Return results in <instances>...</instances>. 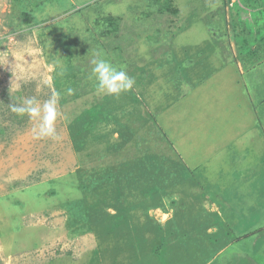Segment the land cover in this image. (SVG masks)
Segmentation results:
<instances>
[{
    "label": "rangeland",
    "instance_id": "1",
    "mask_svg": "<svg viewBox=\"0 0 264 264\" xmlns=\"http://www.w3.org/2000/svg\"><path fill=\"white\" fill-rule=\"evenodd\" d=\"M258 4L0 0V264H264V203L259 189L249 188L264 184L262 175L252 176L262 173L258 159L248 180L234 179L227 190L232 200L222 191L209 194L220 186L206 188L207 179L195 171L192 182L184 179L162 158L176 155L154 113L163 99L177 98L173 88L184 94L199 83L209 67L199 71L200 65L214 61L210 67L219 68L228 58L225 49L236 55L234 32L255 41L256 20L263 25ZM207 32L223 37V53L212 58L204 53L211 49L208 39L214 41ZM100 55L124 66L135 80L130 91L119 97L96 91L91 68ZM259 58L249 57L245 66L259 64L260 70L264 56ZM56 92V136L37 139L39 119L12 109L30 98L42 107ZM182 131L187 135L180 150L192 161L185 146L193 129ZM251 141L244 144L258 149ZM161 170L169 177L158 179ZM78 174L101 180L75 192ZM117 176L124 178L120 184ZM114 182L122 192L118 200ZM141 232L146 244L135 239ZM157 232L164 240L156 239Z\"/></svg>",
    "mask_w": 264,
    "mask_h": 264
},
{
    "label": "crops",
    "instance_id": "2",
    "mask_svg": "<svg viewBox=\"0 0 264 264\" xmlns=\"http://www.w3.org/2000/svg\"><path fill=\"white\" fill-rule=\"evenodd\" d=\"M193 52V54L196 53L195 50ZM204 53L206 58H210L209 54L211 58L217 54L214 47ZM185 56V60L191 63L189 57ZM175 60L177 63L183 60L182 55ZM212 64L214 61L200 65L199 71L209 67L199 83L192 89L186 88L187 91L184 94L176 92L173 88L171 94H176L177 98H172L170 101L163 99L164 103L159 108L154 107V113L159 112L160 127L175 151L174 160L179 161L183 169L191 174L195 171L202 181L203 178L207 179L203 182L206 188H212L209 185L220 186L219 189H207V193L222 191L220 193H223L230 201L234 198V194H228L227 190L235 186L236 181L248 180V171H252L255 167L256 159L259 161L262 173L258 171L252 176L262 175V182L264 181V67L259 70V64L254 68L243 66L235 55L218 62L219 68L210 67ZM176 71L179 75L178 70ZM178 75H175L177 76L175 78L172 77V80L176 81ZM159 96H165V94ZM141 103L147 105L144 101ZM148 108L150 109L151 106L149 105ZM141 118L145 119L143 113ZM186 127L193 129L194 133L193 141L187 140L190 144L185 146L195 155L192 161L184 158L180 150L187 135V131L182 130ZM250 136L254 140L251 142L259 145V148L254 151H250L244 144ZM198 152L202 154L200 157L196 155ZM168 155L167 153L162 158L168 160ZM131 157L136 158L134 155ZM197 169L202 170L206 176L199 174ZM241 170L246 173L241 175L238 173ZM190 181L192 182V178ZM192 185L199 189L198 185L194 183ZM251 185L249 188L259 189V203H264V184L259 182L257 186ZM260 224H264L263 213L259 214V226Z\"/></svg>",
    "mask_w": 264,
    "mask_h": 264
},
{
    "label": "clouds",
    "instance_id": "3",
    "mask_svg": "<svg viewBox=\"0 0 264 264\" xmlns=\"http://www.w3.org/2000/svg\"><path fill=\"white\" fill-rule=\"evenodd\" d=\"M91 78L95 81V89L98 93L119 97L121 93L130 91L135 80L124 70V66H117L110 60L100 55L92 61ZM72 93V89H68ZM60 93L56 92L52 98L46 101L43 106L34 98L24 101L23 106L13 107V111L19 114L27 113L32 118L39 119L38 129H34L37 139L56 136L55 121L57 119V103Z\"/></svg>",
    "mask_w": 264,
    "mask_h": 264
},
{
    "label": "trees",
    "instance_id": "4",
    "mask_svg": "<svg viewBox=\"0 0 264 264\" xmlns=\"http://www.w3.org/2000/svg\"><path fill=\"white\" fill-rule=\"evenodd\" d=\"M258 6H259V8L260 7H263V9H261V10H264V0H259V4H258ZM261 14H263V17H262V19H260V23H262L263 25H261V26H259V20H256L257 22L256 23H258V25H257V27H258V29H256V30H258V33H259V35H257V36H255V41L253 40H249V39H245L244 37L245 36H243V35H239L238 33H236V32H234V34H235V38L234 39H236L237 38V40H236V42H237V46H236V58H239L240 59V62H242V64L245 66V61L247 60V59H249V57H250V59H256V58H258V59H261V58H259V57H263L264 56V11L262 12L261 11ZM256 17L257 18H259V12H257V14H256ZM247 25L248 26H250L249 25V23H247ZM240 30H241V32L240 33H243V32H245L244 30H243V28L242 27H240ZM255 30V31H256ZM234 31V30H233ZM208 35L211 37V38H213L214 39V41H213V43H211V40H210V38L208 39V41H209V43H210V46L211 47H214L215 48V53H219V52H221V53H223L222 51H221V49L220 48H218V44H219V42L220 41H222V36H217V37H214L213 35H211L210 34V32H208ZM248 35H250V34H248ZM252 42H254V43H256V45L255 46H253L252 45ZM253 43V44H254ZM225 49V48H224ZM211 50V49H210ZM226 50V53H225V55H227L228 57H230L231 58V56L233 57V55H232V51L230 50H227V49H225ZM262 53L263 55H261V54H259V53ZM214 53V52H213ZM264 59V58H263ZM80 144V140H78V144L77 145H79ZM82 144H83V142H82ZM81 144V145H82ZM168 162H169V164L170 165H172V168H173V170H174V173L175 174H178V175H180L181 177H184V179H191L192 178V174L190 173V172H188L187 170H185V169H183V166H182V164L179 162V161H177V160H173V159H168ZM159 168L157 169V173L160 171V164H159V166H158ZM183 169V172H182V169ZM162 170H164L163 168H162ZM161 170V172L163 173V174H161L162 175V177H159V176H157L158 177V179H162V180H164L165 178H168L169 177V175H170V171H166V172H163ZM95 171H97V169L95 168L94 169V172ZM105 172H109V171H105ZM122 172V171H121ZM154 172V171H153ZM152 172V173H153ZM165 174V175H164ZM117 175V174H116ZM158 175V174H157ZM96 176V178L97 179H99V180H101V176H97V175H95ZM110 175H109V173L107 174V175H105L104 177H105V179L103 180V181H105L107 178L108 179H110V177H109ZM122 176V175H121ZM157 177L154 175V178H156L157 179ZM93 175H92V177H91V180H92V182L94 181V180H97ZM107 179V180H108ZM117 179H118V181H116L117 183H121V181L124 179V178H120L119 179V177L117 176ZM131 179V178H130ZM91 180H89V179H86V176H84V177H80L79 176V174H78V178H77V180H76V182H75V189L77 190V188H78V191H81V192H85V188H87L86 187V185H87V183H89ZM107 180H106V182H107ZM129 180V179H128ZM98 181V180H97ZM102 181V182H103ZM126 181V180H125ZM52 182H54V181H52ZM116 182H114L113 183V188L112 189H115V190H117V194H116V198H117V200L118 199H120V195H121V193H120V190L121 189H119V186L117 187V185H116ZM116 185V186H115ZM107 186H109V185H107ZM103 187H105V185L103 186ZM141 191V190H140ZM158 231H159V227H158V229H157ZM156 234H159V235H156V239H158V238H161L162 240H164L163 239V237H164V235H163V233L161 232V233H159V232H157ZM135 239H141L145 244L147 243V240H148V238L146 237V235L144 234V232H141L137 237H135ZM150 249V248H149Z\"/></svg>",
    "mask_w": 264,
    "mask_h": 264
}]
</instances>
